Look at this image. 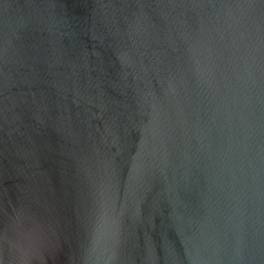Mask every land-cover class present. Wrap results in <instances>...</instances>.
<instances>
[{"label": "water", "instance_id": "obj_1", "mask_svg": "<svg viewBox=\"0 0 264 264\" xmlns=\"http://www.w3.org/2000/svg\"><path fill=\"white\" fill-rule=\"evenodd\" d=\"M0 264H264V0H0Z\"/></svg>", "mask_w": 264, "mask_h": 264}]
</instances>
